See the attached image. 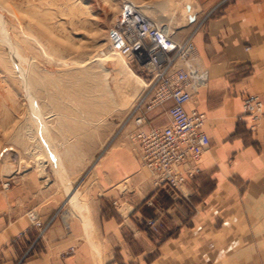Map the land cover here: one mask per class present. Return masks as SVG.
<instances>
[{
    "label": "crops",
    "instance_id": "1",
    "mask_svg": "<svg viewBox=\"0 0 264 264\" xmlns=\"http://www.w3.org/2000/svg\"><path fill=\"white\" fill-rule=\"evenodd\" d=\"M213 13L193 36L208 81L186 110L204 113L210 141L196 178L179 191L156 189L129 156L124 166L114 162L106 186L97 184L94 222L83 217L84 227L69 228L93 233L94 258L86 241L63 235L58 220L44 241L30 240L35 229L25 212L35 202L13 188L8 210L0 205V264H264V119L250 132L242 107L244 97L257 96L264 110V0H219ZM166 122L160 115L153 124ZM129 176L126 196L120 186ZM40 206L43 221L56 208ZM162 217L158 241L152 228Z\"/></svg>",
    "mask_w": 264,
    "mask_h": 264
},
{
    "label": "rangeland",
    "instance_id": "2",
    "mask_svg": "<svg viewBox=\"0 0 264 264\" xmlns=\"http://www.w3.org/2000/svg\"><path fill=\"white\" fill-rule=\"evenodd\" d=\"M111 1L112 9L107 5V0L0 2L3 7V10L0 9V22H3L4 33L12 42L21 41L19 53L23 58V61L20 60L6 43L0 41V205L8 210L12 189L21 187L36 203L25 212L26 219L35 229L28 236L30 240L44 241L52 222L58 220L63 226V235L77 241H86L92 257L95 254L88 240L96 243L99 250L93 233L71 232L69 228L76 224L84 227L83 217L94 222V217L89 212L95 197L101 193L97 190V184L102 181L106 186L114 162L120 161L124 166L128 158L137 166V174L142 173V176L144 174L149 178L133 150L127 136L129 127L124 122L142 91V76L137 67L128 64L126 59L115 54L113 59L100 56L101 53L111 54L106 42V32L121 6L130 2L142 7L144 14L151 20L168 25L175 38L180 40L213 16V7L219 0ZM65 4L85 8L88 15H77L79 20H86L84 29L78 22L71 24L69 15H60L58 8H63ZM109 10L113 11L111 16L106 15ZM46 25L56 26L54 33H58L62 38L55 39L50 36L44 30ZM57 26L64 30L59 32ZM1 35L0 33V38ZM89 67L93 73L98 74L97 77L79 79L80 72ZM32 68L36 74L32 76H39L38 79L42 82V86L37 91L34 90L38 92L36 94L29 86L23 85L22 81V74L31 73L29 71ZM103 69L108 73L106 78L102 76L105 72ZM89 88H94V93L89 92L74 100L73 90L82 91ZM105 89L107 93L111 92V95L103 93ZM48 95L54 96L53 98L59 101L58 105H54ZM33 100L37 107H31V114L28 104ZM83 100H103L108 106L90 114L88 111L90 112L92 107L81 108L79 101ZM58 106L63 109L62 112H59ZM159 114L162 115L161 112ZM19 124L35 126L38 135L34 133V137L37 136L38 140L45 142L44 146L40 144V150L44 153L46 147L49 158L45 159L42 169L37 166L33 155L34 144L21 145L12 140ZM126 155L129 157L126 158ZM3 167L17 170L7 176ZM130 177H126L120 186L121 193L126 196L131 191ZM73 201L76 203L71 205ZM39 205L41 210L48 205L56 208L54 213L43 221L37 208ZM82 209L87 210L86 216L81 214ZM31 212L45 227L44 230L37 228L30 221L28 214ZM147 224L143 221L140 227L143 228ZM163 224L162 217L152 228L158 241L165 236ZM145 229L150 235L147 228ZM21 236L23 234L19 235Z\"/></svg>",
    "mask_w": 264,
    "mask_h": 264
},
{
    "label": "built area",
    "instance_id": "3",
    "mask_svg": "<svg viewBox=\"0 0 264 264\" xmlns=\"http://www.w3.org/2000/svg\"><path fill=\"white\" fill-rule=\"evenodd\" d=\"M196 30L177 40L167 25L126 3L106 32L110 53L125 58L142 76V91L124 122L133 150L156 189L179 191L196 178L198 162L209 147V138L202 130L204 113L186 110L208 81V70L195 52ZM242 107L249 118L248 129L253 132L264 119L263 105L257 96H247ZM157 109L167 119L165 124H153L161 114H150ZM28 218L37 228L45 229L34 213ZM149 224L153 227L154 223Z\"/></svg>",
    "mask_w": 264,
    "mask_h": 264
},
{
    "label": "bare ground",
    "instance_id": "4",
    "mask_svg": "<svg viewBox=\"0 0 264 264\" xmlns=\"http://www.w3.org/2000/svg\"><path fill=\"white\" fill-rule=\"evenodd\" d=\"M7 0H0V2H3V3H5ZM9 2V1H8ZM77 3V2H76ZM128 3V2H127ZM130 3V2H129ZM1 4V3H0ZM132 4V3H131ZM107 5L111 8L112 6H113V1H111V0H107ZM57 6V5H56ZM61 6V5H60ZM136 6V5H135ZM0 9H2L3 10V7L0 5ZM59 10H58V12H60L61 14L60 15H69V20H70V23L71 24H75V23H77V24H80V26L82 27V29H84L85 28V23H86V20L83 18V19H81V20H79L78 19V17H77V15L78 14H80V15H88L87 14V11L85 10V8H82L81 6H79V5H74V4H65L64 6H63V8L62 7H59L58 8ZM112 9V8H111ZM138 9H139V11L144 15V16H146L145 14H144V11H142V7L140 8V7H138ZM113 14V11L112 10H109L108 12H107V16H111ZM148 15V14H147ZM150 16V15H149ZM3 17V16H2ZM147 17V16H146ZM0 18H1V15H0ZM33 18V17H32ZM150 19V18H149ZM158 22H160V21H158ZM3 23V22H2ZM1 22H0V33L2 34L1 35V42L2 43H6L9 47H10V49L12 50V52H14L15 53V55L16 56H18L19 58H20V60H22L23 61V58H21V56H20V53H19V51H20V48H21V45H20V43H21V41L20 40H15L14 42H12L8 37H6V34L4 33V25L2 24ZM69 23V24H70ZM160 23H162V22H160ZM58 26L60 25V24H57ZM57 26V30L59 31V32H62L64 29L63 28H61V29H59V27ZM55 27L56 26H54V27H50V26H48V25H46L45 26V31L46 32H48L49 34H50V36L52 35V36H54V38L55 39H61L62 37L61 36H58L57 34H55L54 33V29H55ZM167 27H168V25H167ZM169 28V27H168ZM63 29V30H62ZM170 30V29H169ZM6 33H8V32H6ZM90 33V32H89ZM63 34V33H62ZM15 37V36H14ZM64 38H66L65 36H64ZM64 40H67V41H69L68 39H64ZM1 44V43H0ZM4 45V44H3ZM47 48V47H46ZM11 54H13V53H11ZM114 53H111V54H109V55H106V54H103V53H101V55L100 56H103V57H105L106 59H113L114 58V55H113ZM2 56H3V54H2ZM120 57V56H119ZM118 58V57H117ZM121 58H123V57H121ZM1 59V58H0ZM28 59V58H27ZM27 59H26V61H27ZM123 59H125V58H123ZM29 61H30V59H28ZM3 61V60H2ZM25 61V62H26ZM100 61H104V60H100ZM28 62V61H27ZM26 62V63H27ZM32 62V61H31ZM30 64V63H29ZM7 65V64H6ZM26 65V64H25ZM26 67H28V66H26ZM30 68H31V66H30ZM91 67H89V68H86L85 70H82V72H80V74H79V79H88L89 77L90 78H93V79H95L96 77H97V75L98 74H95V73H93L92 72V70L90 69ZM36 69V68H35ZM33 68L32 69H30V71L29 72H31V73H26V72H24L23 74H22V81H23V85H25V86H29L30 88H31V90H38V88H40L41 86H42V82H41V80L40 79H38V77H35L36 76V74H34V72H33ZM38 71V70H37ZM103 71H105L104 69H103ZM38 73V72H37ZM35 75V76H32V75ZM32 76V78H30ZM102 76L104 77V78H106L107 76H108V73H106V71L104 72V73H102ZM141 82H142V84H143V81H142V79H141ZM97 84H98V82H97ZM96 84V85H97ZM102 86V85H101ZM71 88V87H70ZM69 88V89H70ZM94 88H89L88 90L86 89V90H82V91H79L78 89H75V90H73V97H75L74 98V100L75 99H78L79 97H83L84 95H86L87 93H91V92H93L94 93ZM35 92V91H34ZM36 93H38V92H35V94ZM103 93H106V94H108V95H111V92H109L108 91V93L106 92V89H105V91H103ZM25 96V95H24ZM34 96H38V95H34ZM49 96V95H48ZM96 96H97V99H99L98 97H99V95H97L96 94ZM95 96V97H96ZM50 97V101L54 104V105H58V103H59V101L57 102L52 96H49ZM91 101H92V103H91ZM61 102V101H60ZM80 102V106H81V108H86V107H88V106H90V108H91V111L89 112L88 111V109H86V111H88V113H90V114H94L95 112H97V111H101V110H103V109H106L107 108V106H108V103L107 102H104L103 100H95V101H93V100H90V101H87V100H83V101H79ZM91 104L93 105V106H91ZM32 106H34V107H37V105H36V103H35V101L33 100L31 103H30V105L28 104V108L30 109L29 111H30V113L32 114V110H31V107ZM58 108L60 109L59 110V112H62L61 110H63V109H61L59 106H58ZM94 108V109H93ZM64 109H65V107H64ZM67 111V110H66ZM106 111V110H105ZM99 114H100V112H99ZM87 117V115H85V118ZM88 117H89V114H88ZM30 121H28V123H29ZM17 126V125H16ZM35 127V126H34ZM33 126H31L30 124H28V125H23V124H19L17 127H16V130H15V133H14V137H12V140L14 141V142H16V144L18 143V144H21V145H27V143H30L31 144V146H32V144H34V148L32 149V150H34V154L33 155H35V160H36V162H37V166L40 168V169H42L43 168V165H44V162H46V160L45 159H47V158H49V155H47V150L44 148V153H42L41 152V148H40V144H42L43 146L45 145V142L41 139V141L40 140H38V138H37V136H35L34 137V133H36V135H38V133L36 132V128H34ZM69 129V128H68ZM23 131V132H22ZM29 145V144H28ZM54 149H56V148H54ZM39 150V151H38ZM28 151V150H27ZM26 151V152H27ZM29 155V154H28ZM30 156V155H29ZM34 160V161H35ZM48 160V159H47ZM11 165V164H10ZM12 167H14V166H12ZM12 167H3L4 168V173H6V175L7 176H11L13 173H15L16 172V170H14ZM18 168V167H17ZM39 169V170H40ZM67 202H68V200H67ZM76 203V201L74 202H71L70 204L71 205H73V204H75Z\"/></svg>",
    "mask_w": 264,
    "mask_h": 264
}]
</instances>
